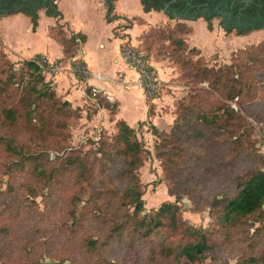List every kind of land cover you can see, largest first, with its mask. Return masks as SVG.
I'll return each mask as SVG.
<instances>
[{"label": "rangeland", "instance_id": "rangeland-1", "mask_svg": "<svg viewBox=\"0 0 264 264\" xmlns=\"http://www.w3.org/2000/svg\"><path fill=\"white\" fill-rule=\"evenodd\" d=\"M89 18L97 22L99 15L90 13ZM201 19L194 27L184 19L159 21L141 34L136 47L121 48L125 60V47H134L145 61L160 64L169 74L166 83L156 74L161 88L154 95L162 99L168 121L160 125V136L153 133L149 120L136 127L145 146L144 161L129 173L118 153L121 149L111 147L101 153L104 144L115 145L116 127L85 130L79 113L66 115L49 100L28 101L20 91L29 79L8 86L9 68L0 65V264H264V211L232 222L224 220L223 212L227 200L238 193V182L262 167L258 156L264 159V32L239 38L236 44L239 36L224 31L218 25L220 18L211 20L212 30ZM27 26L26 21L18 24L16 37L21 44L36 47L51 38L46 33L48 19L42 18L39 36H30ZM60 28L54 29L57 38L64 32ZM105 45L91 55L99 72L115 80L119 65L113 61V45ZM67 48L77 54L81 47ZM232 64L244 72L252 70L241 77L249 80H237L243 92L234 98L225 88L226 68ZM21 67L18 64L15 70ZM198 68L221 70L225 79L216 87L214 76L203 78L209 84L195 74ZM42 75L53 83L43 70ZM113 86L121 99H130L125 83L113 82ZM195 88L209 93L208 109L218 111L224 104L238 118L231 126L222 123L218 131L215 126H200L207 138L183 145L184 152L173 156L172 166L161 153L171 148L166 139L176 142L169 135L175 119L184 114L181 103L188 102ZM146 94L149 100L154 97ZM98 103L112 109L113 103L105 98ZM5 107L24 114L17 124H7L1 111ZM30 107L31 121L25 117ZM4 140L15 141L24 155L32 154L36 160L9 153ZM172 189L181 194L178 199L170 195ZM129 190L142 194V213H135L134 199L127 198ZM166 202L179 207V234L174 235L168 220H162L144 238L150 219ZM188 227L204 231L210 246L194 262L181 253L200 237L190 236Z\"/></svg>", "mask_w": 264, "mask_h": 264}, {"label": "crops", "instance_id": "crops-1", "mask_svg": "<svg viewBox=\"0 0 264 264\" xmlns=\"http://www.w3.org/2000/svg\"><path fill=\"white\" fill-rule=\"evenodd\" d=\"M53 3L62 15L56 18L48 16L44 8L38 10V29L36 32L32 31L33 26L28 15L24 13L0 14V41L2 43L0 50L4 51L13 62L45 56L50 61L62 63V70L56 75H49V77L53 79L58 95L64 101L71 103L73 108L81 110L80 127L85 130L93 131L94 128L99 127L101 129L113 127L114 129L116 123L121 120L135 130L140 123H146L147 120L157 129L162 128L160 125L164 124L165 120L168 121L169 118V115L164 113L161 108L162 99L154 96L155 98L153 97L154 99L150 102L145 89L139 83L137 72L131 69L122 57L121 48L126 44L136 47L141 34L157 22L167 21L170 17L160 11H143L144 4L141 0H115L112 21L107 19L108 0H53ZM90 13L99 15L97 22H92L89 18ZM42 18L48 19L49 29L46 30V33L51 38L47 37L45 44H38L36 47L34 43L21 44L16 37L19 35L18 24L20 21L28 23L27 30H29L30 36H39ZM216 19L218 18L213 20ZM125 22H128L129 28L127 25V28L124 29ZM186 22L194 27L196 23L202 22V19L199 17L196 20H186ZM220 22L219 19L218 23ZM57 26L61 27L60 30L64 31L66 36L74 34L78 37H84L83 40L81 39L83 41L81 50L74 55L75 57L79 54L78 60L86 64L89 69V76L84 81L79 80L74 73L71 62L73 57H67L59 38L55 37L54 29ZM260 31L264 32V28L252 30L244 35H237L238 31L231 29L232 33L234 32L236 36H239L237 37L238 40H234L236 44H238L239 38L242 39L251 33ZM192 34L194 36V32ZM106 42L111 46L113 45V61L119 65L115 67V69L118 68L115 70L117 73L115 80L99 72V67L95 65V58L91 55L93 49L106 48ZM147 63L156 72L160 80L165 81V83L169 81L167 80L169 74L160 64H156L150 59L147 60ZM97 75H100L101 78ZM113 82L125 83L124 90L131 91L130 99H121L113 86ZM93 86L106 91L111 96L110 103L117 105L114 114L109 108L98 103L101 96L96 98L97 96L94 97L91 92H88V89ZM151 104L154 109L151 110L152 114L150 115ZM173 119L170 125L173 124Z\"/></svg>", "mask_w": 264, "mask_h": 264}, {"label": "trees", "instance_id": "trees-1", "mask_svg": "<svg viewBox=\"0 0 264 264\" xmlns=\"http://www.w3.org/2000/svg\"><path fill=\"white\" fill-rule=\"evenodd\" d=\"M115 0H108L107 3V19L108 21H112V13L114 10V3ZM10 4L14 3V0L8 1ZM19 2V0H17ZM256 3L262 4L264 6V0H256ZM185 3L179 2L178 4H174V8H176L178 11L183 9L185 7ZM259 7V6H258ZM256 5L254 8H250L248 12H259L262 17H264V7L258 8ZM46 9V13L48 16L53 17H60L62 14L57 11L56 5L53 3V0L48 1V3H43L42 1L35 5L34 7L31 6H23L19 9H16L15 7H12L9 10V14H15V13H24L28 15L31 19L33 31L36 32L38 27V10L39 9ZM171 19H174V15L172 13L169 14ZM117 17V16H113ZM203 17L209 25V28L211 27L210 22L211 18ZM128 24V28H129ZM263 25L260 24L258 26V29H262ZM230 33L231 31L228 30ZM246 34L245 31H238V35H244ZM60 43L62 44L65 53L67 54V57H74L75 53L70 54L68 51L67 46H74L76 45V39H84L83 36L78 35H70L66 36L63 32L60 34ZM38 58V57H37ZM147 61V58H146ZM6 65L9 68L7 75V80H10L7 84L8 86H11L12 84L19 83L21 85V82L23 83V80L25 77H27L29 80L25 83V87H23L20 91L21 95L23 97H26L29 101L30 99H33L38 103V101L43 100H49L50 105L55 109H61L64 110L66 115H74V113H79L80 116V109L79 108H73L71 103L68 101H64L61 99V97L58 95L56 87L51 82H47L45 77L42 75V69L38 65L36 58L30 59V60H23L20 62H13L10 60L7 54L3 53L0 54V65ZM21 64L22 67L20 70H15V66ZM194 64V63H193ZM199 63L196 62L195 65H198ZM262 65V63L260 64ZM194 69L196 66H192ZM151 68V67H150ZM152 69V68H151ZM226 69H228V73L226 75V84L225 88L226 91L229 94H233L234 97L240 96L243 92V85L239 81H245L249 79H241L243 75L246 77L248 73H251L252 70L248 69L247 71H242L238 69L233 64L231 66H228ZM239 71H237V70ZM2 71H5V69H2ZM247 73V74H246ZM3 75L2 73H0ZM198 77L201 79L203 78H210L211 76H214V81L216 83V87L222 82L223 77L222 71L218 70H210L208 68H198L197 72L195 73ZM78 79L81 81H84V77L80 74H76ZM22 76V79L20 82H17L19 80V77ZM238 79H237V78ZM243 78V77H242ZM203 81H208L210 84V81L208 79H203ZM90 89H88V92L90 93ZM209 93L204 88H195V90L192 92V94L189 97L188 102H182L181 107L184 110L183 116H178L177 119H175L174 127H173V134L169 136H173L175 138L176 142L169 141L170 139H166L168 145H171V148L168 149L167 152H162L161 155L164 158H167L168 163H170L172 166H174V155H178V152L183 153V145L191 141L192 139H205L207 138L206 132L202 131L200 126L208 127V126H215L217 131L220 125L223 123L224 125L231 126L233 124L232 121H235L238 118V113H236L232 108L228 107L227 105H221L220 109L212 110L208 109L207 106L209 105L208 98ZM96 98H99L97 96ZM155 98V97H154ZM150 98V102L154 99ZM153 109V105H150V115L152 114L151 110ZM223 109V115H220V111ZM112 114H114L117 110V105L114 103L112 105V109H109ZM2 116L4 117L5 121L8 125L13 126L17 124L19 119L24 115L19 114L16 108L14 107H5L2 110ZM33 114V110L30 107L28 111L25 112L26 119H29V121L32 120L31 115ZM195 120V122H194ZM28 124V122H27ZM224 125H222V128H224ZM117 128V136L115 137V145L110 144H104V147L101 149V153H106V151H109L111 147H118L119 154L121 155V158L124 159V163L126 165V171L127 173L135 171L137 168H139L143 163V152L145 151V146L142 141H140L137 137L136 130L131 128L125 121L121 120L118 121L115 125ZM153 133L155 135H159V130L155 126H151ZM221 129V128H219ZM204 132V133H203ZM216 133V132H215ZM221 134H217V137H220ZM6 149L9 153L17 155L18 157H21L22 160L25 159H34L36 160V157H33L32 154H26L22 152V150L19 149V147L16 145V142L13 140H4ZM159 147V145H157ZM160 155V157H161ZM38 158H43V155H37ZM259 162L262 165L261 168L252 170L251 174L247 176L245 179L240 180L237 185L238 193L227 200L226 206L223 208L224 220L226 222H232L236 219L247 217L253 214H256L258 212L264 211V159L259 155ZM73 163V162H72ZM76 164V163H75ZM73 165V164H72ZM42 166V164H41ZM124 170V172H125ZM85 172V169H84ZM133 177V176H132ZM170 195L176 196L178 199L180 197V193L175 192L173 189L170 191ZM127 198L129 200L134 199L132 202V207L135 209L136 214H140L144 210V200L142 199V194L140 192L135 193L134 191L129 190V195H127ZM179 207L176 204L172 203H164L160 209L156 212V216L154 218L150 219V222L148 224L149 228L143 232V237L147 238L149 237V234L153 232L154 229H158V227L162 224V220H168L169 227L172 230V232L175 234H179L181 230L182 223L179 220ZM190 236H193V233L198 234L200 237L195 242H189L187 243L183 249L181 250L182 255L187 258L189 261L194 262L195 259L203 254L208 248L210 247L208 244L207 235L204 231L195 230L193 228H186L185 230ZM171 252H177V250H171Z\"/></svg>", "mask_w": 264, "mask_h": 264}, {"label": "flooded vegetation", "instance_id": "flooded-vegetation-1", "mask_svg": "<svg viewBox=\"0 0 264 264\" xmlns=\"http://www.w3.org/2000/svg\"><path fill=\"white\" fill-rule=\"evenodd\" d=\"M9 0H0V14H9L12 7L19 9L23 6H31L39 4L41 1L45 4L50 0H14L10 4ZM150 4L156 7H163L164 2L170 3L167 7L169 13L176 14L179 17L199 18L200 16L211 18H220L221 23L226 28L236 29L237 31H245L249 33L252 30H259L258 26L263 25L264 17L259 12H248L255 5L263 8L262 4L256 3V0H149ZM179 2L185 3V7L181 10L174 8V4ZM43 9V8H42ZM40 10V9H39Z\"/></svg>", "mask_w": 264, "mask_h": 264}, {"label": "built area", "instance_id": "built-area-1", "mask_svg": "<svg viewBox=\"0 0 264 264\" xmlns=\"http://www.w3.org/2000/svg\"><path fill=\"white\" fill-rule=\"evenodd\" d=\"M82 40L80 38L76 39V46L81 47L82 46ZM81 48H79V51ZM125 54H126V61L129 65V67L133 70H135L139 76V83L140 85L145 89V91L150 95L154 96L155 93L159 91L161 88V82L159 78L156 76V73L150 68L147 61H145V56L142 52L135 49L134 47H125ZM79 55V54H78ZM77 55V56H78ZM77 56L71 58V62L73 63V70L75 74L82 75L85 79L89 76V69L86 64L80 62L77 58ZM36 61L40 68L45 72V74H48L50 76L56 75L62 70L63 64L60 62H54L50 61L45 56H39L36 58ZM99 78H101L100 75H97ZM91 94L96 96H101L108 101H111V96L104 90L97 88V87H91L90 89Z\"/></svg>", "mask_w": 264, "mask_h": 264}, {"label": "water", "instance_id": "water-1", "mask_svg": "<svg viewBox=\"0 0 264 264\" xmlns=\"http://www.w3.org/2000/svg\"><path fill=\"white\" fill-rule=\"evenodd\" d=\"M176 0H173V2H175ZM141 2H142V4H144V9H143V11H145V12H147V11H160V12H163V13H165L166 15H168L169 16V12H168V10H167V7L170 5V3H168V2H164V6L163 7H156L154 4H152V6H151V4H150V1L149 0H141ZM4 14V13H3ZM173 14V13H172ZM174 15V19H186V20H196L197 18H191V17H179V16H177L176 14H173ZM170 17V16H169ZM208 23V22H207ZM210 25H211V22H210ZM218 25H221L222 26V28H224V31H227V33H229L228 32V30H230L231 31V29L229 28H226V27H224V25L220 22ZM207 28L209 29V30H212V25H211V27L209 28V25L207 26ZM263 29V28H262ZM32 31H33V28H32ZM34 32V31H33ZM227 35V34H226ZM225 35V36H226ZM237 35H238V33H237Z\"/></svg>", "mask_w": 264, "mask_h": 264}]
</instances>
